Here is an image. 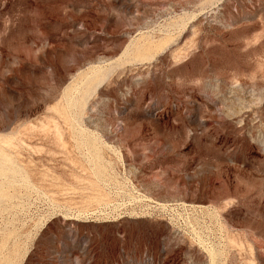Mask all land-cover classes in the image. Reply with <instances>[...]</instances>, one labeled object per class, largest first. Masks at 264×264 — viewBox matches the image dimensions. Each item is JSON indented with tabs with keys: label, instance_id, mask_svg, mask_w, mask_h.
<instances>
[{
	"label": "rangeland",
	"instance_id": "1",
	"mask_svg": "<svg viewBox=\"0 0 264 264\" xmlns=\"http://www.w3.org/2000/svg\"><path fill=\"white\" fill-rule=\"evenodd\" d=\"M0 175V264H264V0H0Z\"/></svg>",
	"mask_w": 264,
	"mask_h": 264
},
{
	"label": "bare ground",
	"instance_id": "2",
	"mask_svg": "<svg viewBox=\"0 0 264 264\" xmlns=\"http://www.w3.org/2000/svg\"><path fill=\"white\" fill-rule=\"evenodd\" d=\"M100 72H101V71H100ZM95 73H96V72H95ZM84 93H85V92H84ZM84 93L82 92V94H84ZM3 173H4V172H3ZM3 173H2V174H3ZM2 174H1V175H2ZM1 175H0V176H1ZM3 175H4V174H3ZM4 176L7 177L6 174H5ZM2 177H3V176H2ZM26 181H27V180H26ZM208 251H209V250H208ZM208 253H209L210 255H213V251H209ZM209 254H208V255H209ZM209 258H210V257H209ZM213 259H214V257L212 256V258H211V263H213Z\"/></svg>",
	"mask_w": 264,
	"mask_h": 264
}]
</instances>
